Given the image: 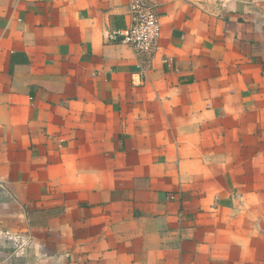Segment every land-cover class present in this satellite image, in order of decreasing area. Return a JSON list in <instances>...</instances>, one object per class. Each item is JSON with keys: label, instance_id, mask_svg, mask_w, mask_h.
<instances>
[{"label": "crops", "instance_id": "crops-1", "mask_svg": "<svg viewBox=\"0 0 264 264\" xmlns=\"http://www.w3.org/2000/svg\"><path fill=\"white\" fill-rule=\"evenodd\" d=\"M0 0V264H264V0Z\"/></svg>", "mask_w": 264, "mask_h": 264}, {"label": "built area", "instance_id": "built-area-1", "mask_svg": "<svg viewBox=\"0 0 264 264\" xmlns=\"http://www.w3.org/2000/svg\"><path fill=\"white\" fill-rule=\"evenodd\" d=\"M160 32L157 5L152 0H129L127 24L111 30L107 37L129 45L137 57L148 59L153 55Z\"/></svg>", "mask_w": 264, "mask_h": 264}]
</instances>
